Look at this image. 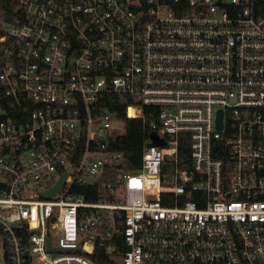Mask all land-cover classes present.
Instances as JSON below:
<instances>
[{
  "label": "built area",
  "instance_id": "built-area-1",
  "mask_svg": "<svg viewBox=\"0 0 264 264\" xmlns=\"http://www.w3.org/2000/svg\"><path fill=\"white\" fill-rule=\"evenodd\" d=\"M18 13L0 35V264H97V247L118 264H264V0ZM108 94L142 122L139 166L112 145Z\"/></svg>",
  "mask_w": 264,
  "mask_h": 264
},
{
  "label": "trees",
  "instance_id": "trees-1",
  "mask_svg": "<svg viewBox=\"0 0 264 264\" xmlns=\"http://www.w3.org/2000/svg\"><path fill=\"white\" fill-rule=\"evenodd\" d=\"M20 0H0V35L3 34L2 24L12 21L14 18L19 16ZM130 103V101L124 100L121 96L116 94H108L104 97L101 102V107L108 108L111 111H119L120 117L124 120L125 130L123 133L114 135L111 137L112 145L115 148L124 150L126 156L132 166H139L142 144H143V126L140 119L128 118L125 115V106ZM187 134L181 135V153L187 154L189 146L187 144ZM99 184L95 185L93 188V194L91 199L97 201L99 197L97 196V188ZM82 188V187H80ZM93 259L97 264H118L117 261L109 257L102 247H97Z\"/></svg>",
  "mask_w": 264,
  "mask_h": 264
},
{
  "label": "water",
  "instance_id": "water-1",
  "mask_svg": "<svg viewBox=\"0 0 264 264\" xmlns=\"http://www.w3.org/2000/svg\"><path fill=\"white\" fill-rule=\"evenodd\" d=\"M219 124L221 125L220 118H219ZM64 178H65V177H63V178L58 182V184H57L55 187H53L52 189H50V190L44 192L43 195H44L45 197H51L52 195H54V194L56 193V191L60 188V186L63 184Z\"/></svg>",
  "mask_w": 264,
  "mask_h": 264
},
{
  "label": "rangeland",
  "instance_id": "rangeland-1",
  "mask_svg": "<svg viewBox=\"0 0 264 264\" xmlns=\"http://www.w3.org/2000/svg\"><path fill=\"white\" fill-rule=\"evenodd\" d=\"M114 127L119 128L122 131L125 130V125H124V122L122 120H116L114 123ZM0 261H1V253H0Z\"/></svg>",
  "mask_w": 264,
  "mask_h": 264
}]
</instances>
